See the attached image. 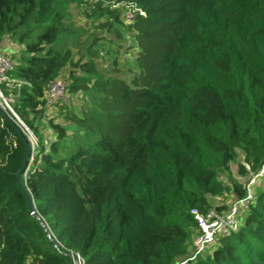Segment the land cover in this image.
Listing matches in <instances>:
<instances>
[{
    "label": "trees",
    "instance_id": "trees-1",
    "mask_svg": "<svg viewBox=\"0 0 264 264\" xmlns=\"http://www.w3.org/2000/svg\"><path fill=\"white\" fill-rule=\"evenodd\" d=\"M89 27L102 33L83 40ZM6 36L20 44L8 89L38 145L23 175L32 215L17 183L29 139L0 115V264H73L70 251L176 264L199 234L192 209L246 196L219 174L240 155L241 175L264 163V0H0ZM60 76L71 98L47 104ZM186 264H264V187L236 232Z\"/></svg>",
    "mask_w": 264,
    "mask_h": 264
},
{
    "label": "built area",
    "instance_id": "built-area-1",
    "mask_svg": "<svg viewBox=\"0 0 264 264\" xmlns=\"http://www.w3.org/2000/svg\"><path fill=\"white\" fill-rule=\"evenodd\" d=\"M135 16L134 8H127L126 20L131 22ZM14 66L11 56L7 52L0 51V115H5L12 120L17 126H19L28 136L31 144V155L28 160V164L24 175H27L28 170L33 165L36 146L38 145V139L34 141V133L26 125L24 120L18 115L15 110V103L17 102V94L12 91L11 88L14 83L20 85L21 81L14 79L10 72ZM67 88L68 81L64 76H60L49 83L46 102L47 104H55L67 100ZM36 137V136H35ZM37 138V137H36ZM260 177H264V163L255 174H250L246 185V196L241 199H235L230 207L225 210L221 215L214 212L208 214H202L197 209H192L191 213L197 220L199 227V234L193 241L192 254L176 264H186L189 260L194 259L199 253L206 250L209 245L215 243L218 237L227 235L231 232H236L240 226L238 218L239 213L246 208L253 198V186L257 183ZM70 256L73 260V264H85L84 258L73 251H70Z\"/></svg>",
    "mask_w": 264,
    "mask_h": 264
},
{
    "label": "rangeland",
    "instance_id": "rangeland-1",
    "mask_svg": "<svg viewBox=\"0 0 264 264\" xmlns=\"http://www.w3.org/2000/svg\"><path fill=\"white\" fill-rule=\"evenodd\" d=\"M81 17H77V19H79L78 23L79 25H85L87 23V19H85L84 17L82 18L83 20H80ZM76 19V20H77ZM94 31H96L97 33H102V30H96L95 28L93 27H89L87 28V30H83L81 29L80 30V33L82 35V39H86L89 40L92 36L91 33H94ZM13 43V45H19L15 40L11 39V38H8V36H6L2 43H1V46H0V49H6L7 46L9 44ZM78 48V44L75 45L74 49L76 50ZM9 54V52H7ZM70 95H67V99L70 100ZM81 100L82 98L79 97L78 99H73V102L74 104L77 106L81 103ZM72 102V103H73ZM73 104V105H74ZM75 107V106H74ZM76 108V107H75ZM48 117L50 116H54L56 121H62V118H61V114H59V108L57 106H52L49 111H48V114H47ZM40 125H41V129H40V132L37 134L38 137H42V136H45L46 139L50 140V138L52 137V133L50 131V129L48 128V119L47 117H44L42 120H40ZM74 129V126H70L69 130H70V133L73 131ZM37 140V138L34 136V141ZM243 162V156L240 155L238 157V160L235 161V162H232L231 163V166H230V169L229 170H222L220 171V178L228 183L229 185L232 184V181L233 179L236 180V181H239L241 182L242 184H246L247 181H248V178L249 176H244V175H241L240 172H239V164ZM264 187V177H260V179H258L257 183L253 186V190L256 192L258 190V188H263ZM212 202H213V208L211 209L212 212L218 214V215H221L225 210H227L230 205L232 204V202L235 200V197L232 196V195H227L225 197H213L211 198ZM221 206L223 207L222 210H219L218 207ZM210 211V212H211ZM238 218H239V221H240V218H241V213H239L238 215ZM198 235V234H197ZM194 241V240H193ZM193 247V243L191 245V248ZM212 247V244L209 245V248Z\"/></svg>",
    "mask_w": 264,
    "mask_h": 264
},
{
    "label": "water",
    "instance_id": "water-1",
    "mask_svg": "<svg viewBox=\"0 0 264 264\" xmlns=\"http://www.w3.org/2000/svg\"><path fill=\"white\" fill-rule=\"evenodd\" d=\"M3 115H5V113H3ZM16 127H17V130L20 132L21 128L17 125H16ZM23 139H24V142L26 144V151H25V154L22 158V161H21L20 166H19L18 171H17V183H18L20 189L22 190V192L24 193V195L26 197L27 206H28L30 213L32 215H36L35 205H34L32 196H31L29 190L27 189L26 185L23 182V175L25 173V170H26V167L28 164V160H29L30 155H31V144L26 138L23 137Z\"/></svg>",
    "mask_w": 264,
    "mask_h": 264
},
{
    "label": "crops",
    "instance_id": "crops-1",
    "mask_svg": "<svg viewBox=\"0 0 264 264\" xmlns=\"http://www.w3.org/2000/svg\"><path fill=\"white\" fill-rule=\"evenodd\" d=\"M20 48V46L19 45H13V43H11V44H9L8 46H7V48L4 50L3 49V51H5V52H10V51H14V50H17V49H19Z\"/></svg>",
    "mask_w": 264,
    "mask_h": 264
}]
</instances>
